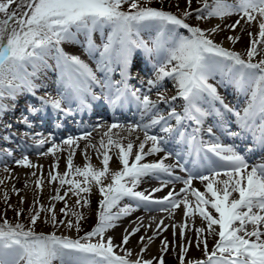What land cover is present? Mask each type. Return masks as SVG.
<instances>
[{"label": "snow or ice", "instance_id": "obj_1", "mask_svg": "<svg viewBox=\"0 0 264 264\" xmlns=\"http://www.w3.org/2000/svg\"><path fill=\"white\" fill-rule=\"evenodd\" d=\"M192 2L186 0L187 8L177 15L163 6L152 7L145 0H0V113L9 110L5 101H15L26 92L35 95L38 85L34 80L42 68L51 67L48 60L52 59L61 79L57 95L52 97L46 93L47 98L38 97L41 106L29 105L27 114L21 116L19 123L30 129L34 126L30 116L48 108L59 119L61 115H73V102H76L78 111L91 110L89 101L102 98L113 110L134 102L141 117L127 125L119 121L109 124L99 146L91 142L85 145L86 163L83 167L75 166L73 157L79 141H89L91 132L68 135L60 144L51 135L36 141L37 148L51 145L43 155L68 152L65 172L53 174L49 171L48 178L49 183L58 181L61 188L68 185L63 195L57 188L51 199L63 201L60 212L75 219L58 220L54 204L48 208L42 204L35 208L29 217L30 226L19 222L12 224L3 219L0 222V264H154L153 259H144L143 253L157 232L140 237L142 247L136 259H131L132 252L125 246L140 231L142 224L131 230L125 228L120 244H115L114 238L108 235L110 230L118 227L120 220L141 206L146 210L158 206L161 211H169V215L172 214L170 210L182 206L185 218V224L180 225L182 238L189 219L198 215L205 222L204 226L192 229L195 232L194 246L202 250L203 258L186 259L193 246V241L188 240L187 246H180L179 264H264V162L250 163L235 145L222 143L213 131L218 127L221 135L228 137L249 133L253 143L264 148V58L255 60L264 50V0H196L199 7L195 9L191 8ZM14 4L17 5L15 10L12 9ZM125 4L128 8L122 10ZM194 14L197 20H223L236 15L239 18L225 26L233 32L237 27L243 31L244 25L251 27L254 22L258 32H248L247 59L217 42L216 34L224 31L219 24L210 29L189 24L187 20ZM179 30H186L187 34ZM97 32L103 36L99 45L93 39ZM80 36L84 37L85 51L96 62V71L79 55L65 52L62 47L65 43L78 42ZM240 39L239 35L225 36V40L232 44ZM141 51L149 59L155 57L156 61L154 77L146 81L147 88L143 92L129 84L133 78L134 54ZM117 70L120 79L113 81L109 74ZM97 72L102 73V77ZM217 75H227L245 95L246 103L242 109L225 103L217 87L209 82ZM167 79L176 88V94L170 97L160 91ZM94 87L101 90L99 95L93 91ZM154 89L156 100L150 96ZM177 99L183 101L182 111L172 106ZM161 103L169 106L167 115L162 113ZM209 116L219 118V121L205 130L203 125ZM172 120L175 126L170 123ZM185 121L195 124L192 133L181 130ZM232 123L240 129L239 132L232 131ZM62 126L57 123V127ZM156 127L165 135L150 134ZM137 130L143 132V139L134 152V142L129 140L125 145L120 132L131 134ZM205 131L210 137L208 141L202 139ZM174 137L188 145L189 156L195 155L191 169L186 167L189 161L180 152L165 147L168 138ZM3 139L8 141L11 137ZM113 147L118 150L117 160L122 166L115 171L109 167ZM88 148L97 152L101 168L91 164ZM253 150L252 145L246 149L248 152ZM3 153L13 156L11 149H3ZM160 153L164 155L156 161L145 162L147 156ZM173 156L176 162L166 163ZM15 163L27 168L42 167L32 164L27 155L16 159ZM57 167L53 165V168ZM176 169L186 173V177L177 175ZM5 171H11L7 165ZM32 175L36 176V172ZM149 177L159 180L160 187L137 190ZM8 178L10 175L5 179ZM194 180H199L205 191L193 187ZM176 182L182 183L183 187L178 191L171 188L161 199L154 197L155 193ZM3 183L4 179H0V184ZM35 185L42 190L43 178H37ZM93 186L98 189L101 199L91 231L77 238L58 235L55 231L49 234L35 231L37 222L45 213L50 214L46 222L54 228L63 226L79 233L85 217L77 208L90 205V200L82 194H90ZM69 193L76 197L72 208L65 199ZM4 199L8 200L7 192ZM124 199L134 203L120 206ZM22 211H17L16 215H21ZM175 228L173 225V235ZM209 237L214 238L211 249ZM161 245V252H167L168 241L162 240ZM155 264H165L163 257H156Z\"/></svg>", "mask_w": 264, "mask_h": 264}, {"label": "bare ground", "instance_id": "obj_2", "mask_svg": "<svg viewBox=\"0 0 264 264\" xmlns=\"http://www.w3.org/2000/svg\"><path fill=\"white\" fill-rule=\"evenodd\" d=\"M174 3L180 4L181 7L184 9L187 8L186 0H174ZM231 2V0H229ZM199 5L196 3V0H193L191 8H197ZM195 15V14H194ZM191 18V17H190ZM189 18V19H190ZM239 17L236 15L225 17L223 20L218 18H211L206 20H200V22L187 20V22L193 26H199L202 29H210L214 27L215 25L219 24L222 28H224L223 32L216 34V40L219 43H222L224 47L230 48L231 50H234L242 55V57L246 56V49L249 46V36L248 32L251 31L254 34L258 32V27L253 22V25L249 27L248 25H244V30L241 31L240 27H237L235 32L229 30L226 25L233 24ZM241 24H244L243 21H241ZM201 25V26H200ZM183 31L184 34L186 33V30H179ZM228 35H239L241 37L240 41L236 44H232L230 41L225 40V36ZM98 38H100L98 41H96ZM93 39L95 40L96 44H101L103 36L100 32H97L94 34ZM65 52L79 55L80 58L84 61H88L89 66L93 68L94 71H96V62L94 59L90 58L87 52L85 51V41L84 37L80 36L78 37V42L75 43H65L62 45ZM84 55H88V58H86ZM264 57V50L260 52V55L255 57V60H259ZM155 58V57H153ZM148 57L141 51L136 54H134V64L131 68V74L132 79L129 80V84L134 87L141 88V91H145L147 88L146 81L148 79H152L154 77V68H152L147 63ZM31 70V69H29ZM56 71V72H55ZM54 70H50L49 68H42L40 70L41 75L38 79L35 78L34 83L38 85L35 95H32L31 93H23L17 97L15 101H5L9 105V110L4 113H0V143H2V146H6L7 149H11L13 152V156L9 157L6 154L3 153V151L0 150V179H4V183L0 184V192L4 194L7 192L8 197L13 200L14 202L21 201L23 199L24 202L28 201H34L35 203L38 201L39 204H43L46 201L53 202L51 197L56 195V189L54 186L49 184V178L48 173L49 171H52L53 174L64 173L67 167V151H59L56 153L55 156L49 154V155H43V152L47 151V148L50 147V144H45L41 148H37L36 141L41 138H47L44 135V131L40 130L43 127H40V129H35V125L33 123L35 116H30V120L33 123L32 128H28L22 123H19L21 116L26 113L25 106H28V104H32L34 106H39L40 101L37 99L38 97V90H41V97H46V93L50 94L52 97H55L57 95V89L61 87V80H60V72L58 69L55 68ZM118 71V70H117ZM117 71L110 73L112 80L115 81ZM98 75H101L100 72H97ZM103 75V74H102ZM39 81L38 83L36 82ZM42 80V81H41ZM141 81H144V83H141ZM210 83H213L219 92V94L222 96V91H224L225 100H231L233 97L237 96L240 97L241 102L246 101L245 95L238 91V92H232L231 89H233L234 82L232 79H230L227 75L220 76L217 75L214 79H211L209 81ZM40 83V84H39ZM96 89H99L98 87H95ZM161 92H164L166 96H172L176 94V88L174 87L173 82L170 79H167L163 82V87L160 89ZM151 99L156 100L157 99V92L154 89L151 94ZM28 102V104H26ZM182 100L177 99L175 102H173V105H181ZM163 106L161 110H164L167 105L161 103L159 106ZM103 107H101L102 109ZM101 111V110H99ZM135 115V112L132 113ZM164 115H167V113H163ZM44 121L43 126L47 127L49 124H54L56 121V124L62 123V127H68V124L65 119L59 120L57 117H54L53 114H43ZM102 118L98 122L93 123V127L91 129L86 130L87 132H91V137L89 138V141L81 140L79 141V147L75 150V155L73 157V164L75 166L83 167L86 163L83 151L85 148V145L89 142L92 144H95L99 146V141L101 139V136L104 132L107 131V126L114 121H119L122 124H129V123H135L139 121L138 118H125L120 117L116 120L111 119L108 116H105L104 113L101 114ZM35 123H39L35 122ZM11 124V128H7L6 125ZM102 125V127L97 128V125ZM62 127H58L57 133H55V140L57 144H60L61 141L67 136L62 132ZM34 128V129H33ZM98 129V132L94 131V129ZM118 130H113V132H116ZM158 127L151 130L150 133L157 134ZM44 132V133H43ZM85 132V131H83ZM83 132H73L71 135L79 136ZM35 133H41V136H35ZM47 134V133H45ZM10 136L11 139L8 141H5L3 137ZM120 137L122 139V142L126 145L129 140L134 142V149L135 152L137 150L136 146L140 142V140L143 139V132L140 130L134 131L131 134H129L127 131H121ZM139 137V140L137 139ZM105 142L107 141V137L104 138ZM147 148V146H146ZM117 149L114 147L111 148L110 155L112 156V160L110 161V169L113 171L119 170L120 167H122L117 160ZM88 155L91 158V164L94 165L96 168H101L102 163L101 160L97 158V152L93 148L87 149ZM23 155H27L28 159L31 161L32 164L42 166L39 168H29L24 169L27 167L18 166L15 163L16 159L22 158ZM263 152H260L257 157L259 159L263 158ZM163 155L160 153L158 155H151L147 156L145 158V162H153L162 157ZM173 157L168 159L166 163L174 164L172 162ZM5 165L11 170L10 173L5 171ZM53 165H58L57 168H53ZM20 169V170H19ZM31 169V170H30ZM36 172V176H33L32 173ZM8 179H5L6 177H9ZM43 178V185L42 190L36 188L35 181L37 178ZM76 179H83L82 177H75ZM155 180L154 178H145L140 185L138 186L137 190L144 191L153 188L152 181ZM106 183L109 181H105ZM26 183V184H25ZM27 185V186H26ZM13 188H15L16 191H13ZM196 188L200 191H205L204 185L198 180L196 183ZM60 194L63 195L65 192L64 188H59ZM89 195L90 203L93 205L94 209L97 212L98 209V201L101 199V196L99 194L98 189L93 186L92 191ZM134 203L133 201H130L128 199H124L121 201V205ZM154 207L153 209H155ZM183 210V208H178L175 210H170L172 212L171 215H168L167 217H164L162 219H152L150 215H147V219L145 221V224L142 225L140 228V231L135 234V236L130 238V241L128 245L125 247L132 252V258L136 259L137 254L140 253L142 245L139 243L141 236H152L153 232H157V236L155 239L148 244L147 251L143 253L144 259H153L155 264V258L162 256L164 259L165 264H179L178 260V254L180 251V246L184 244V246H187V241L192 240L193 246L190 248V250L187 253V260H198L203 258V252L202 250H198L194 246L195 241V232L192 230L193 227H202L204 226V221L197 215L192 219H189L187 221V228L185 229L184 237L182 238L180 235V225L185 224V218L183 219V213H180V210ZM117 210V209H116ZM146 210L138 209L134 211L130 216L124 217L122 220L118 222V227L112 229L109 231L108 235H111L114 238L115 244H120L122 239V234L124 233V229L127 228L131 230L133 227L131 224L127 223L128 219L135 218L137 215L142 213V211ZM184 212V211H183ZM180 213V214H179ZM96 218V214L94 215ZM88 219V218H87ZM160 221H163V224L160 225ZM173 223L172 225H175V235H173L174 229L173 226H167L164 229H161L163 226L169 223ZM191 223L193 224L191 227ZM158 225L159 228H158ZM61 230H66L65 227H62ZM90 231V230H89ZM167 240L169 247L167 252H161V241ZM147 243V241H145ZM209 243V249L212 248L214 244V238L209 237L208 238ZM119 251V250H118ZM119 254L123 255V252H120Z\"/></svg>", "mask_w": 264, "mask_h": 264}, {"label": "rangeland", "instance_id": "obj_3", "mask_svg": "<svg viewBox=\"0 0 264 264\" xmlns=\"http://www.w3.org/2000/svg\"><path fill=\"white\" fill-rule=\"evenodd\" d=\"M173 1L174 0H145V2L150 4L152 7L159 8V7L163 6V8L165 10L171 11L173 13H176L177 15H180V13L184 10V8L181 7L180 4L174 3ZM177 4L179 5V8L176 7ZM16 7H17V5L14 4L12 6V9L15 10ZM127 8H128V6H127V4H125L123 6L122 10H127ZM192 9H195V8H192ZM21 11H23V9H21ZM188 20L200 22V20H197L195 18V15H193ZM244 59H247V57H244ZM24 169L26 170V169H29V168H24ZM60 174H62V173H60ZM49 184H51L55 188H61L59 183H58V181L57 182H53V183H49ZM63 188L66 191L67 188H68V185H65ZM82 195H85L89 199V195L88 194H82ZM65 199L67 200V203H68L70 208L75 207V201H76V197L75 196H73L71 193H69V196L66 197ZM52 204L55 205V211H56V215H57V219L58 220H63V219H73L74 220L75 219V217H65L60 212V209L64 207V202L63 201H53V202L46 201L42 205L45 208H48ZM40 205L41 204L35 203L34 201H30V202H28V201L24 202L23 201V203H21V201L14 202L9 197H8V200L5 201L4 194H2L0 192V222H2V220L6 218L12 224H15V223L19 222V223L25 224L26 226H30L29 223H28L29 217L32 214V211L35 208H38ZM21 209L23 210L21 215L17 216L16 215L17 211H19ZM77 211L83 212L84 217H85V219L81 221V229H80V232H82V234L84 235L89 230L91 231V229L94 227V225L96 223L94 215L97 212H96V210L94 209V207H93V205L91 203L87 207L77 208ZM113 211H115V209H113ZM49 215L50 214L42 213L41 219L37 222V225L35 227V231L37 233L43 232L45 234H49V233L55 231L58 235L63 234L65 236H69V237H72V238H74V237L77 238L78 237V236H75V234L77 235L78 233L74 229L69 230V229L66 228V230H61V228L63 226H59V227L54 228L51 225V223L46 222V217L49 216ZM79 234H81V233H79Z\"/></svg>", "mask_w": 264, "mask_h": 264}]
</instances>
